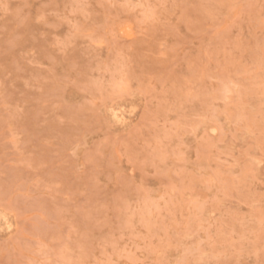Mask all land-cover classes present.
Here are the masks:
<instances>
[{
	"label": "rangeland",
	"instance_id": "obj_1",
	"mask_svg": "<svg viewBox=\"0 0 264 264\" xmlns=\"http://www.w3.org/2000/svg\"><path fill=\"white\" fill-rule=\"evenodd\" d=\"M0 264H264V0H0Z\"/></svg>",
	"mask_w": 264,
	"mask_h": 264
},
{
	"label": "bare ground",
	"instance_id": "obj_2",
	"mask_svg": "<svg viewBox=\"0 0 264 264\" xmlns=\"http://www.w3.org/2000/svg\"><path fill=\"white\" fill-rule=\"evenodd\" d=\"M115 112V111H114ZM215 130V129H214Z\"/></svg>",
	"mask_w": 264,
	"mask_h": 264
}]
</instances>
